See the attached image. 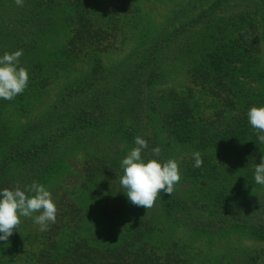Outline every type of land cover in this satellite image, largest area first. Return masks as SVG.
<instances>
[{"label": "trees", "instance_id": "1", "mask_svg": "<svg viewBox=\"0 0 264 264\" xmlns=\"http://www.w3.org/2000/svg\"><path fill=\"white\" fill-rule=\"evenodd\" d=\"M142 1L150 0H24L23 7L0 0V56L22 49L19 66L29 75L23 93L0 98V189L36 181L50 190L71 153L82 156L85 178L80 196L56 201L47 231L30 229L34 213L0 241V264L215 263L197 261L175 228L209 241L234 233L264 243V191L256 193L254 181L264 143L247 117L264 106V0H186L124 61L105 68L101 53ZM175 61L218 104L212 120L199 115L195 90L158 89ZM80 62L81 76L48 97ZM137 135L148 144L145 159H172L169 137L203 160L197 168L190 159L186 190L161 192L150 209L133 205L120 184V162ZM157 146L159 158L151 153ZM63 231L67 246L57 237ZM217 264H264V250L232 247Z\"/></svg>", "mask_w": 264, "mask_h": 264}, {"label": "rangeland", "instance_id": "2", "mask_svg": "<svg viewBox=\"0 0 264 264\" xmlns=\"http://www.w3.org/2000/svg\"><path fill=\"white\" fill-rule=\"evenodd\" d=\"M184 1L186 0H150L137 3L139 11L137 12L136 16H131L125 21L122 37H118L115 42H111V45L108 46L107 50L101 53L105 68L110 69L112 66L124 61L127 56L130 55L137 46H139V43L145 40L148 36L154 34L157 29H159L164 24L167 17L174 10V8L182 4ZM169 64L170 65L167 66L168 73L165 78V83L162 84L158 89H174L181 95H185L188 89L195 90L196 92H193H195V98L199 103V106L197 107L199 115L202 114L203 119L212 120L215 110L218 109V104L215 103V101L210 96L200 92L198 88L193 86V84L190 82L189 75L186 72L188 65L185 64V67L183 66L182 62L179 61H175L174 63L170 62ZM86 68L87 65L85 66V64L82 62L72 64L69 68V72H67L61 80L59 79L58 82L49 88L47 96L51 97L57 94L66 81L70 80L72 77L81 76L83 70H86ZM43 108H45V106H40L39 109L34 108V112ZM164 142L170 144L173 153L172 160H175L179 167L180 181L174 186L180 190V192L184 191L188 187L186 184L188 180L185 179L184 172L189 164L190 159L193 157L192 154L195 152V149L192 146L180 145L169 137H164ZM81 157V155L76 153H71L68 157L67 164L69 167L67 173H65L60 181L49 190L54 203H56V201L64 193H69L71 197L80 196L81 186L85 180ZM234 166L238 169L242 168L239 164ZM232 173L237 175L236 171H233ZM257 187L256 193H262V191H264V185L257 184ZM37 214L38 213H35L34 217ZM24 219L25 217L20 216V224L18 227L26 226ZM28 222H30V220H28ZM30 229H36L34 231H40L39 226L35 224L30 225ZM78 233L79 232L76 233L74 239L82 235L81 233ZM173 233L175 234L174 236H176L175 239L179 240L180 242H187L189 244L187 249L196 255V260L199 262H202L207 256L212 258V260L215 262L214 264H217L221 260L222 255H224L226 250L232 247H236L239 250H244L249 253L264 250L263 242L254 241L242 234L232 233L209 241L205 237H191L190 234L182 228H175ZM83 236H85V233ZM57 237L61 238L62 242L66 244V246L71 239L65 231L62 233L60 232ZM14 263L19 264V261L16 260Z\"/></svg>", "mask_w": 264, "mask_h": 264}, {"label": "clouds", "instance_id": "3", "mask_svg": "<svg viewBox=\"0 0 264 264\" xmlns=\"http://www.w3.org/2000/svg\"><path fill=\"white\" fill-rule=\"evenodd\" d=\"M14 2L23 7L24 0ZM22 55L21 49L11 54L5 52L0 56V98L4 100H13L27 87L28 71L19 66ZM247 117L256 130L258 141L264 143V106L251 107ZM134 143L135 147L120 162V184L133 205L150 209L161 192L169 196L173 193L174 185L180 181L179 167L172 159L163 162H158L155 158L145 159L142 153L148 148V144L141 136L137 135ZM161 151L160 147H154L151 150L152 156L159 158ZM192 156L194 167H202L201 153L195 151ZM254 180L257 184L264 185V156H261V163L255 165ZM34 213H38L34 217V224L39 226L40 231H47L49 224L56 222L57 207L46 186L33 181L23 190L18 186L14 189H0V241H7L13 231L17 230L20 216L29 218Z\"/></svg>", "mask_w": 264, "mask_h": 264}]
</instances>
